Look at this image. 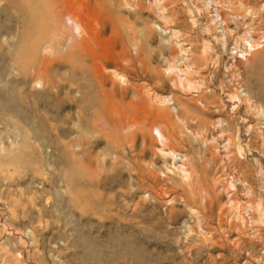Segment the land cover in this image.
Instances as JSON below:
<instances>
[{"label": "rangeland", "instance_id": "1", "mask_svg": "<svg viewBox=\"0 0 264 264\" xmlns=\"http://www.w3.org/2000/svg\"><path fill=\"white\" fill-rule=\"evenodd\" d=\"M264 0H0V264H264Z\"/></svg>", "mask_w": 264, "mask_h": 264}, {"label": "bare ground", "instance_id": "2", "mask_svg": "<svg viewBox=\"0 0 264 264\" xmlns=\"http://www.w3.org/2000/svg\"><path fill=\"white\" fill-rule=\"evenodd\" d=\"M263 5H261L264 8V3L262 2Z\"/></svg>", "mask_w": 264, "mask_h": 264}]
</instances>
